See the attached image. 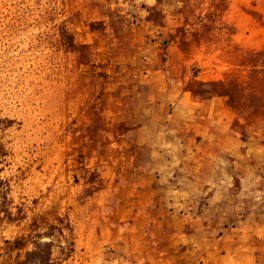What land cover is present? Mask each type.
I'll list each match as a JSON object with an SVG mask.
<instances>
[{
	"label": "rangeland",
	"instance_id": "obj_1",
	"mask_svg": "<svg viewBox=\"0 0 264 264\" xmlns=\"http://www.w3.org/2000/svg\"><path fill=\"white\" fill-rule=\"evenodd\" d=\"M148 80L233 112L232 187L197 208L212 248L182 235L173 249L171 226L135 219L153 211L137 202L148 157L131 144ZM0 143L14 219L0 213V264L36 233L57 264H264V0H0Z\"/></svg>",
	"mask_w": 264,
	"mask_h": 264
},
{
	"label": "crops",
	"instance_id": "obj_2",
	"mask_svg": "<svg viewBox=\"0 0 264 264\" xmlns=\"http://www.w3.org/2000/svg\"><path fill=\"white\" fill-rule=\"evenodd\" d=\"M141 87L151 94L139 95L144 115L131 144L149 160L136 168L135 189L137 202L153 205V211L138 212L135 219L143 227L171 226L169 235L177 237L173 249L181 247L182 235L201 237L192 247L212 248L204 240L217 230L203 223L205 216L197 208L203 201L211 205L226 199L232 187L233 156L242 146L233 132V112L225 97L199 98L181 83L148 80ZM187 226H194L189 234Z\"/></svg>",
	"mask_w": 264,
	"mask_h": 264
},
{
	"label": "trees",
	"instance_id": "obj_3",
	"mask_svg": "<svg viewBox=\"0 0 264 264\" xmlns=\"http://www.w3.org/2000/svg\"><path fill=\"white\" fill-rule=\"evenodd\" d=\"M7 155L4 146L0 143V164L4 161L5 156ZM6 185L2 180H0V213L4 214V217L8 221H13L14 219L11 217V213L8 211L6 197ZM58 223L61 224L62 219L58 218ZM66 229L69 231L70 241L68 242V247L66 248V255L73 252L74 249V231L73 227L69 222L66 223ZM58 233L61 235L63 228L57 229ZM32 246L33 249L26 253L24 259H15L14 264H57V262H53L51 260L52 255V244L51 242H43L41 241L43 236L39 233H36L32 237ZM8 243V241H6ZM25 244V241L21 239H15L10 248L19 250Z\"/></svg>",
	"mask_w": 264,
	"mask_h": 264
}]
</instances>
